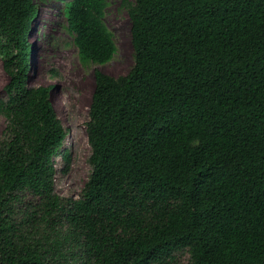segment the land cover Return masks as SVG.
Here are the masks:
<instances>
[{"label": "trees", "instance_id": "obj_1", "mask_svg": "<svg viewBox=\"0 0 264 264\" xmlns=\"http://www.w3.org/2000/svg\"><path fill=\"white\" fill-rule=\"evenodd\" d=\"M106 5L63 1L83 64L116 53ZM37 12L0 0V264H264V0L129 3L133 64L94 71L77 198L54 188L51 86L28 83Z\"/></svg>", "mask_w": 264, "mask_h": 264}, {"label": "rangeland", "instance_id": "obj_2", "mask_svg": "<svg viewBox=\"0 0 264 264\" xmlns=\"http://www.w3.org/2000/svg\"><path fill=\"white\" fill-rule=\"evenodd\" d=\"M64 0H35L38 12L33 20L28 40L32 42V64L29 71L30 86H51L52 106L66 129L63 146L70 153L68 171L60 172L62 159L53 161L58 171L55 192L61 197H79L90 173L88 157L91 149L87 138L86 121L94 89V71L113 77L124 75L133 64V47L130 39L129 3L134 0H107L103 21L113 34L116 53L104 64H83L78 57L74 36L68 30L62 12ZM0 56V97H6L4 85L9 76L3 69ZM5 119L0 115V138ZM25 201L34 200L30 195Z\"/></svg>", "mask_w": 264, "mask_h": 264}]
</instances>
